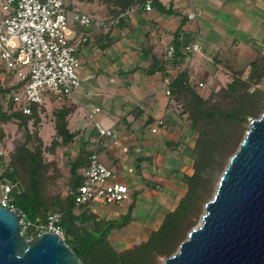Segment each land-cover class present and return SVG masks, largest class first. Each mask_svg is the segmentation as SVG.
I'll return each mask as SVG.
<instances>
[{"label":"trees","instance_id":"trees-1","mask_svg":"<svg viewBox=\"0 0 264 264\" xmlns=\"http://www.w3.org/2000/svg\"><path fill=\"white\" fill-rule=\"evenodd\" d=\"M75 1L104 7L103 20L118 19L111 29H122L131 18L129 10L146 2ZM75 6L68 8L75 11ZM153 6L164 13L173 12L159 0H153ZM78 12L94 18L99 14L93 9L90 13ZM192 38L190 32L182 26L178 27L171 44L175 49L173 55L168 54L169 49L160 55H152L150 70V73L159 72L164 81L167 77L172 79L169 84L170 105L195 135L191 144L175 143L190 161V173L174 171L186 189L176 205L164 214L156 229L126 248L117 246L116 233L133 220L135 203L129 204L128 212L120 219L103 217L92 211L90 204L79 205L76 195L85 178L90 152L82 149L75 156L65 152L68 159L65 167L47 155H54L59 146L67 147L76 137L69 129L70 108L64 104L54 109L56 135L47 144L38 129L44 105H32V113L24 114L10 98L12 91L19 89L24 82L11 87L0 84V148L6 137L4 124L18 122L24 130V137L7 157L0 154V178L18 183L19 186L12 192L14 203L33 222H45L53 212L62 214L66 242L84 264H159L162 258L176 253L189 232L198 225L206 203L214 197L231 157L249 129L251 118H258L264 113V50L255 47L256 53L247 69L234 70L227 83L215 78L203 93L200 83H204V76H197L183 68L189 58L182 50ZM87 42L89 38L80 42L79 46ZM170 70H176V74L172 75ZM31 121L33 130L30 129ZM64 177L66 188L60 185Z\"/></svg>","mask_w":264,"mask_h":264},{"label":"crops","instance_id":"crops-1","mask_svg":"<svg viewBox=\"0 0 264 264\" xmlns=\"http://www.w3.org/2000/svg\"><path fill=\"white\" fill-rule=\"evenodd\" d=\"M159 1L166 7L167 4L175 3L176 0ZM199 1L209 8L216 2L215 0ZM246 1L245 5L238 4L234 9H232L233 6L227 4L231 10L225 13L223 20L217 18L216 11L211 13L210 17L204 13L197 14L195 11L196 17L192 18L193 23L186 22V19H190L189 14L194 10L187 12L185 3L182 11L175 10L168 14L161 12L156 7L151 12L139 11L143 12L142 15L136 12L141 16L135 20L137 32L133 31L128 22L122 29L117 27L111 29V26L105 28L97 22L88 30L76 28V38L82 34L89 38V42L80 44L78 50L85 94L75 93L64 99L63 102H58L53 97L50 102H45L44 111L50 105L58 108L59 105L65 104L70 108L69 129L76 134L73 142L82 144L79 147L76 146L77 152L73 153V156L82 149L90 152L93 140L98 134L92 124L90 126L82 125L81 109L85 111L84 115L86 116L88 111L99 108L100 112L97 117L103 126L112 128L119 135L116 141L105 138L99 151L102 162L115 171L117 180L130 187L131 199L113 205L95 203L90 205V209L106 218H111L109 214L105 213L108 212V209L111 211L117 209L121 213V218L128 212L129 204L135 203L134 218L126 228L121 230L124 233H130L131 226L139 223L143 214L140 210L145 205L148 216L151 210L154 214L159 215L156 224L155 221L152 222L154 217L149 220L152 223L149 232L156 229L164 214L176 205L186 189L174 171L191 172L189 159L182 155L181 148L177 147L175 143L191 144L194 142L195 135L176 114L174 107L170 105L167 84L160 73H150L152 69L151 56L162 54L174 39L173 36V39L169 40V37L161 32V25L164 27L169 25L171 20L168 17H174L177 14L173 20L179 18L180 22L173 31L176 32L178 27L182 26L193 36L189 44L196 40L200 42L202 49L195 55L204 62V65L214 66L209 62L211 57L206 55L209 48H212L211 50L216 55L222 54L223 57H227V62L230 65L238 66L241 63L238 54H244L245 59H248L246 60L248 65L256 53L255 47L251 43L257 41L255 38L264 41V0ZM188 2L192 3L189 0ZM77 4L85 5L80 2ZM253 14L256 17L254 24H257L259 35L253 36L254 38L249 37L248 40L240 39L237 35L230 37V33H243V29L240 27L243 19H247ZM147 15L151 16V21L147 20ZM95 18L103 20L97 15ZM204 20L210 26L205 31L201 24ZM166 21L167 23H165ZM149 24L155 26L154 31H151L150 28L143 29ZM222 25L225 28L223 31L225 35L219 32L213 37L211 32L218 29L216 26ZM251 26L252 23L249 27L251 28ZM249 31L250 29L244 31L245 36L249 34L247 33ZM126 38L134 40L135 43L133 45L127 43ZM224 47L226 50H223ZM190 62L188 60L183 68L194 74L198 69L187 67ZM215 70L217 69L214 67ZM206 71L208 72V70ZM170 73L175 75L176 70H170ZM208 78L204 75L203 79L207 81ZM90 102H95L93 108H90ZM159 119H164V125L157 132H153L152 129ZM158 188L168 193L170 204L167 207H164L160 201L161 192L157 190ZM148 216L143 219L145 222H147Z\"/></svg>","mask_w":264,"mask_h":264},{"label":"built area","instance_id":"built-area-1","mask_svg":"<svg viewBox=\"0 0 264 264\" xmlns=\"http://www.w3.org/2000/svg\"><path fill=\"white\" fill-rule=\"evenodd\" d=\"M153 8V0H146L143 5L132 7L129 15L141 10L152 11ZM68 13L71 12L67 0H0V71L7 75L14 73L17 82L11 86L24 82L10 94L24 114L32 113V105H44L48 94L63 101L80 88L77 70L81 65L79 43L88 41V36L82 34L76 38V28H90L95 22L107 28L118 22V19L96 20L90 14L78 11L73 12L70 19ZM195 16V12L190 13L191 18ZM200 48L201 44L196 40L182 51L190 58ZM168 49V54L173 55L174 46L170 45ZM171 80L169 77L165 79L168 95ZM99 112V108L87 112L98 134L90 148L89 165L76 195L79 205H113L131 199L130 187L119 182L115 171L101 160L99 147L103 140L116 141L118 134L103 126L97 117ZM162 125L164 119H159L152 131L157 132ZM0 154L5 156L2 151ZM18 186L17 182L0 178V206L18 213L22 234L33 239L51 232L66 241L60 212L51 213L45 222L35 223L15 205L12 192Z\"/></svg>","mask_w":264,"mask_h":264},{"label":"water","instance_id":"water-1","mask_svg":"<svg viewBox=\"0 0 264 264\" xmlns=\"http://www.w3.org/2000/svg\"><path fill=\"white\" fill-rule=\"evenodd\" d=\"M0 264L84 263L51 232L26 238L18 213L0 206ZM163 264H264V113L251 118L201 223Z\"/></svg>","mask_w":264,"mask_h":264},{"label":"rangeland","instance_id":"rangeland-1","mask_svg":"<svg viewBox=\"0 0 264 264\" xmlns=\"http://www.w3.org/2000/svg\"><path fill=\"white\" fill-rule=\"evenodd\" d=\"M189 1H191V0H189ZM215 1H216L215 4L210 7L211 9L209 7H206L199 0L191 1L192 2L191 4L188 2V0H176L175 3L173 2L172 4H167L166 7L172 9L173 12L175 10L182 11V8L184 7V4L186 3L185 5H186L187 12L190 11V10H194L193 12L196 11L197 14L204 13L206 16L210 17L211 16L210 14L211 13L213 14L214 11H216L215 13H217L216 15H218L217 18L223 20L225 18L224 17L225 13H227L229 10H231L230 7H228L229 5L233 6L232 9H234V7L236 5L240 4L241 6H243L247 2L246 0H215ZM67 3H68V7L69 8H71L72 5L76 4V6H75L76 10L72 11V12L84 11V12L90 13L89 11L91 9H93V10L99 11L98 12L99 14H97V16H100V17H102V15L105 14V12H106V9H104V7H101V6L99 7L97 4H95V5H79V4H77V2L75 0H67ZM217 4L218 5L221 4L222 6H218ZM227 4H229V5H227ZM138 13L142 15L143 12H139L138 11ZM138 13L132 14L131 15L132 18H130L129 21H128L130 27L135 32H137V28L135 27V20H137V19H139L141 17V16H139ZM68 16H69L70 19H72V17H73L72 13H68ZM176 16H177V14L174 17H176ZM144 17H145V15H144ZM146 17H147L148 21H151V18H150L151 16L148 17V15H147ZM174 17H168L169 20H171V23L169 25H167L166 27L161 25V27H162L161 32L166 34L169 37V40L173 39V36L175 34V32L173 30L176 29V26H178V24L180 22L179 18H175L176 20L174 21L173 20ZM189 17H190V14H189ZM255 20H256V17H255L254 14H253V16H248L247 19H243L242 24L240 25V27L243 29L242 30L243 33H241V32L240 33H230V37L237 35V37H239L240 39L248 40L249 37H253L255 35H259L258 32H257L258 28L256 27L257 24H254L256 22ZM187 21L190 22V23H193L191 17L188 20L186 19V22ZM165 23H167V21ZM251 23H252V26L250 28L249 26H250ZM201 24H202V28H203L204 31L206 29L208 30V28L210 27L208 25L207 21H205V20ZM154 27L155 26H152V25L149 24L148 26H145L143 29L150 28L151 31H154L155 30ZM216 28H218L219 30L216 29L215 32H211L213 37H215L216 33H219V32H221L222 34L225 33V32H223V31H225L224 30L225 28H224L223 25L220 26V27L216 26ZM249 29H250V31L247 32L249 34L247 36H245V32L244 31H247ZM196 32H197V29L195 30V33ZM125 40H126L127 43H130L132 45L135 43L134 40H132V39L129 40V38H126ZM255 40H257V41L254 42V43H251V44L254 45V47H260L261 49L264 50V41H262V40H260L258 38L257 39L255 38ZM250 41H253V40H250ZM130 44H129V46H127L128 48L130 47ZM201 49L202 48H200V51H201ZM211 49L212 48H209L206 51V55H208L209 57L212 58V59L210 58L209 62L213 63V65H214L213 67L211 65H209V64L208 65H204V62H202L199 58L196 57V55H195L196 53L194 54L195 56L193 55V56L190 57L189 60L191 62L187 66L190 69H191V67L194 68V69H198L196 71V73H194L195 75H197V76L198 75H201V76L206 75V77L207 76L209 77L207 81H204V86H202L201 89H200V91L203 92V93H205L206 89H208V86L211 83H213L215 78H219L224 83H227V81L230 79V75L232 74V72L234 70H236V69H244V68L247 69V66H248L246 64V60H248V59H245V55L244 54H241V53L238 54L239 57H240L241 63L238 66H236L234 64L230 65L229 62H227V57H223L222 54H220L218 56ZM223 50H226L225 47L223 48ZM200 51H198V52H200ZM198 52H197V54H198ZM219 66H221V67H219ZM214 67L217 70L214 71ZM77 70H78V73H79V76H80V79H81V72H80L81 65L77 68ZM206 70H208V72ZM16 82H17V80L14 77V75H11V74L7 75V74H4L2 71H0V84L2 86L10 87L13 83H16ZM263 86H264V84H263ZM76 93H79L80 95L82 93H83L82 95L85 94V87L83 85L82 79H81V86L76 91ZM52 99H53V97L50 94H48L47 98H46V101L50 102ZM90 103H91L89 105L90 108H93L95 106L94 105L95 102H90ZM48 107L49 108H46V111L41 112L42 121L39 124L38 129H39V133L43 137L44 141L47 144H50L52 142L53 138L56 135V130H55V127H54L55 123H54L53 111L57 107H54L53 105H50ZM81 112L83 114L82 117H81L82 125L83 126H90L91 124L93 125V122L88 118L87 114L85 113L86 116L84 115L85 111L83 109H81ZM3 126H4V128L6 130V137H5V139H4L3 143H2L3 145H1L0 150L7 157L9 151L11 149H13L15 147V145L18 143V141H20L24 137V130L19 126L18 122H14V121L8 122V123L4 124ZM30 129H32V130L34 129V125H33L32 121L30 122ZM81 145H82L81 143L73 142V143H70L67 147L59 146L57 148L56 153L54 155H52V154H47V155H48L49 158H54L59 163L64 164V167H65L66 166V162L68 160L66 155H65V152L69 151L71 154L76 153L77 152L76 146L79 147ZM60 185H61V187L66 188V178L65 177L60 180ZM57 189L58 188H56V190ZM157 190L161 192L160 201L163 203L164 207H167L170 204V198L168 197V193L166 191H164L163 189H161V188H158ZM146 208L147 207L145 205L144 208H142L140 210L141 214L143 213L142 217H141L142 219L140 221H138L139 223L131 226V228L129 229L130 233H128V232L124 233L123 231H121V232L119 231V232L116 233L117 234L116 244H117L118 247L121 246L119 248L130 247L135 242H139L142 239H144L146 234L149 232V230H150V228L152 226V223L149 221V220H151V218L154 217L152 222L155 221L154 222L155 224H156V222H158L159 215L154 214L153 211L151 210V212L148 213L149 214V216H148L146 214L147 211H148ZM108 212H105V213L109 214L111 216V218H120V214L121 213L119 212V210L115 209V210L111 211L110 209H108ZM204 213H205V207H204L203 214ZM146 216H148L147 222H145L143 220ZM138 217H139V215H138ZM201 220H202V216L199 219L198 225L201 223ZM148 222H150V223H148ZM164 260H165V258H162V260H161V262L159 264H163Z\"/></svg>","mask_w":264,"mask_h":264}]
</instances>
